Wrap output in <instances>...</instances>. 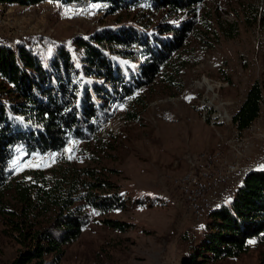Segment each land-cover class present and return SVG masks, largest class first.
<instances>
[{
	"label": "trees",
	"instance_id": "1",
	"mask_svg": "<svg viewBox=\"0 0 264 264\" xmlns=\"http://www.w3.org/2000/svg\"><path fill=\"white\" fill-rule=\"evenodd\" d=\"M49 1L66 6L84 0H0V8ZM91 1L107 15L117 14L120 26L74 38L76 52L41 39L17 44L0 40V213L22 246L10 264H60L91 214L126 208V194L102 162L112 149V136L101 137L102 125L122 109L126 121H137L138 107L145 105L140 92L165 74L175 83L174 74L181 71L177 62L196 30L194 22L172 17L154 26L144 22L150 21L148 13L196 16L205 0ZM248 1L246 22L264 30V0L261 7ZM122 17L134 25H125ZM206 27L212 29L211 24ZM225 36L235 38L238 32L225 30ZM137 55L142 63L136 68L132 64ZM263 102L264 85L257 80L232 117L239 135L260 118ZM73 139L81 145L76 162L64 157L50 169L16 173L20 155L62 153ZM40 217L48 221L38 222ZM104 223L120 232L129 227L109 219ZM188 240L183 264L240 259L252 246L264 264V170L247 173L233 197L211 212L200 235Z\"/></svg>",
	"mask_w": 264,
	"mask_h": 264
},
{
	"label": "rangeland",
	"instance_id": "2",
	"mask_svg": "<svg viewBox=\"0 0 264 264\" xmlns=\"http://www.w3.org/2000/svg\"><path fill=\"white\" fill-rule=\"evenodd\" d=\"M83 2L0 8V40L17 44L41 39L76 52L74 38L87 39L120 26L117 14L107 15L101 5ZM248 2L205 0L196 16L148 13L150 21L144 22L154 26L173 17L192 20L196 30L180 52L177 69L182 68L174 74L175 83L165 74L144 88L140 94L145 105L138 107L137 121H126L122 109L102 125L101 137L112 136V149L102 162L111 180L126 194V208L104 216L91 214L81 238L65 248L60 264H183L188 238L200 235L211 212L233 197L247 173L257 170L251 164L264 165V102L260 118L242 135L232 123L253 83L260 80L264 85V30L246 22ZM255 2L260 7L263 4V0ZM123 22L134 25L130 19ZM230 29H236L238 36L227 38L225 30ZM141 63L137 55L132 65L137 68ZM233 144L242 145L246 158L252 159L242 164L249 171L233 178L227 200L210 206V213L197 222L176 187L178 181L193 173L192 160L219 152L230 156ZM80 146L71 140L62 158L48 153L31 158L20 155L14 168L18 174L26 169H50L64 157L76 162ZM40 158L41 163L33 162ZM106 219L129 227L120 232L107 226ZM37 220L48 221L45 217ZM6 225L0 213V264H10L22 248ZM259 257V249L252 246L240 259L216 264H259Z\"/></svg>",
	"mask_w": 264,
	"mask_h": 264
},
{
	"label": "built area",
	"instance_id": "3",
	"mask_svg": "<svg viewBox=\"0 0 264 264\" xmlns=\"http://www.w3.org/2000/svg\"><path fill=\"white\" fill-rule=\"evenodd\" d=\"M229 151L230 156L219 152L208 155L205 159L192 160L191 169L195 170L193 181L190 184L176 186L197 222L205 218L209 206L227 200L233 178L249 171V168L242 166L247 159L242 145L233 144ZM67 153L69 155L68 151ZM34 161L41 163L42 158ZM247 161L251 163L252 159L248 158ZM251 165L250 168H256L257 171L264 170V165L260 163Z\"/></svg>",
	"mask_w": 264,
	"mask_h": 264
},
{
	"label": "bare ground",
	"instance_id": "4",
	"mask_svg": "<svg viewBox=\"0 0 264 264\" xmlns=\"http://www.w3.org/2000/svg\"><path fill=\"white\" fill-rule=\"evenodd\" d=\"M86 0H84L83 3H85ZM89 3H92L91 0H88ZM56 156V158H62L63 157V152L62 153H55V152H49L47 156H50V155H54ZM218 154V153H216ZM207 157L205 156H200L198 159H205ZM195 177V170H193V173H191L190 175L186 176L184 179L178 181V186H181V185H185V184H190L192 181H193V178ZM210 213V206H209V209L207 210V213L208 214Z\"/></svg>",
	"mask_w": 264,
	"mask_h": 264
},
{
	"label": "snow or ice",
	"instance_id": "5",
	"mask_svg": "<svg viewBox=\"0 0 264 264\" xmlns=\"http://www.w3.org/2000/svg\"><path fill=\"white\" fill-rule=\"evenodd\" d=\"M251 243H254V242H251Z\"/></svg>",
	"mask_w": 264,
	"mask_h": 264
}]
</instances>
